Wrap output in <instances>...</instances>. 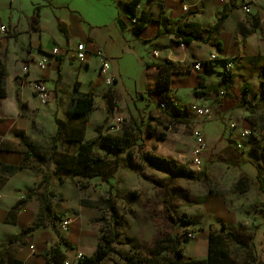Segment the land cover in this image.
Wrapping results in <instances>:
<instances>
[{
	"label": "crops",
	"instance_id": "0c3cea01",
	"mask_svg": "<svg viewBox=\"0 0 264 264\" xmlns=\"http://www.w3.org/2000/svg\"><path fill=\"white\" fill-rule=\"evenodd\" d=\"M131 1L0 0V26L7 28L0 32V264H54L48 263L47 258L57 235L47 221L21 242L10 240L37 217L41 207L38 197L44 190L55 226L62 217L52 199L66 196L69 186L79 178L68 168L57 169L63 159L76 154L80 144L78 134L73 132L77 122L71 115L73 96L93 94V109L84 126L82 142L99 139V132L104 134L106 124L119 115L124 118L123 126L142 121L143 150L173 160L185 150L181 133L170 136L169 130H165L163 136L169 145L165 147L160 142L154 148L151 144L147 147V141L155 130L145 132L149 123H159L166 112H172L160 109L154 94L146 93L150 77L157 71L152 64L170 61L178 65L170 77L172 101L183 111L180 118L188 120V124H198L202 131L206 150L201 158H222L239 141L242 147L249 146L250 142L241 140L236 130L250 128L254 135L256 130H264V100L258 97L264 60V0H235V6L225 17L223 8L229 0H137L129 8ZM243 5L248 12L243 11ZM131 8L137 18L142 13L147 17L139 31L131 23ZM180 22H196L213 29L205 31L202 40L180 46L174 39ZM78 43L85 46L82 62L75 58ZM53 48L59 50L56 55L50 53ZM97 48L109 59V73L114 79L111 85L105 84L99 72L94 54ZM211 54L216 58L207 61ZM44 58L45 66L41 69L38 62ZM195 61L204 62L199 71L190 68ZM227 63L232 67L229 73L224 71ZM24 65L27 72L22 70ZM226 74L230 75L226 88H206L219 85ZM35 80L43 81L50 92L45 104L34 95ZM106 94L116 104L112 111L107 110ZM205 107L210 109L208 116L195 114L194 108ZM57 119L65 124L57 126ZM230 123L235 124L233 131L229 129ZM123 126L116 134L123 133ZM25 153L29 165L19 169ZM244 161L252 165L251 160L236 158L226 163L236 178L242 174L256 180V170L254 174L242 170L240 164ZM200 173L206 175L204 171ZM39 182L43 185L37 194L19 205L25 192ZM58 205L61 211H67L66 204ZM260 210L263 211H257V217L248 223L254 228L264 227V205ZM226 219L231 225L242 222L238 208ZM59 233L69 243L61 247L64 259H69L67 247L88 252L96 247L95 233L83 225L78 231L70 222L67 234ZM187 250L188 258H205L207 235L196 238Z\"/></svg>",
	"mask_w": 264,
	"mask_h": 264
},
{
	"label": "rangeland",
	"instance_id": "374dc122",
	"mask_svg": "<svg viewBox=\"0 0 264 264\" xmlns=\"http://www.w3.org/2000/svg\"><path fill=\"white\" fill-rule=\"evenodd\" d=\"M157 113L161 114V112ZM145 120L147 119H143ZM110 121L106 124V130ZM258 121L261 125V120ZM124 123L122 117L119 128L111 131L110 134L120 132ZM192 124L183 126L171 124L169 128L168 119L163 117L159 123L156 121L149 123L150 130L145 126V132L151 131L152 128L155 130L148 138L147 147L151 144V147L155 148L160 142L167 147L169 141L163 136L167 133L165 130H169L170 136H180L181 133L185 150L182 156L174 158L173 161L176 163L182 161L181 164H186L195 172L206 173L195 180L174 178L168 186L171 197L169 202H165L166 189L154 185L144 177L162 179L165 178L164 173L149 169L142 164L130 168L124 154L115 162V152L103 147L100 139L95 140V151L105 158V167L98 169V175L92 178L79 177L74 181L73 186H69L70 190L66 196L57 195L52 199L59 216L68 217L71 226H76L78 231L81 230L82 225L85 226L95 233L97 241L107 229L106 222L109 220V215L105 198L108 195V183L111 184V199L117 209L118 219L125 221V225L118 229L113 246L124 256V259L116 252H111L101 264H164V255L159 251V239L165 232L173 231L181 236L180 246L184 248V258H188L187 249L196 238L204 235L209 237L210 233L223 231V234L229 232L235 237V239L228 237L222 239L223 248L231 259L241 263L255 254L258 264H264V227L254 228L255 225L248 224L257 217V213L259 214L257 211L260 213L263 211L260 209L264 205V194L259 191L256 180L247 177L242 178L240 185L234 188L242 174L236 178L235 172L230 170L229 164L226 163V160L230 161L233 158L253 160V156L249 153L251 138L248 139L249 146L244 144L242 148L232 147V151L225 153L222 158L217 155L215 158L203 157L195 166L192 164V150L195 145ZM256 133V135L251 133V136L263 138V127L261 130H256ZM145 135L146 133L143 137ZM240 165L244 172L254 174V166L245 161ZM106 177L110 178L108 183ZM76 186L79 187L78 191ZM201 197L204 201L197 203ZM48 204L50 205L49 202ZM58 204H66L67 211H61ZM236 208L243 224L240 222L231 225L226 217L232 215ZM187 232H194L196 238L186 240L183 236ZM67 233L62 232V234ZM65 250L67 258L72 261L76 252L83 254L84 259L78 263L74 261L73 264H86V258L95 254V249L88 252L67 247Z\"/></svg>",
	"mask_w": 264,
	"mask_h": 264
},
{
	"label": "trees",
	"instance_id": "16d2710c",
	"mask_svg": "<svg viewBox=\"0 0 264 264\" xmlns=\"http://www.w3.org/2000/svg\"><path fill=\"white\" fill-rule=\"evenodd\" d=\"M137 0H132L128 5H136ZM235 6V0H229L223 8V17H225L231 9ZM131 13L134 15V11L131 8ZM37 13L34 15V22L37 21ZM147 17L145 14H141L138 17V21L135 24V31H139L143 28ZM62 22H59L58 26L67 37L66 30L62 27ZM213 28H204L196 22H180L176 26L174 31V39L179 43H190L196 40H202V35L207 30H212ZM152 67L157 69L156 73L150 77V82L147 86V94H154V97L159 102H171V89H170V77L172 72L178 67L177 64L170 61H164L163 63L152 64ZM230 79V75L226 74L223 77L219 85L206 86L209 90H217L218 87L226 88V82ZM202 85V84H201ZM247 86L242 87L243 92H245ZM3 94V93H2ZM196 94H199L197 91ZM260 100H264V60L263 65L260 71V91L258 93ZM72 103V116L77 118L76 125L74 127V133L78 134L76 138L79 141V148L76 154L73 157H68L63 159L57 169L68 168L73 175L81 178H92L98 175V169L105 167V158L100 156L95 151V140L82 142L84 126L88 120V116L93 109V94L84 93L75 95L71 98ZM106 105L107 110L112 111L113 107H116L115 102L112 100V96L106 94ZM250 111V110H249ZM181 112L179 108H175L171 113H165L166 118L168 119L169 124H185L189 122L186 119L180 118ZM253 114L254 112L251 111ZM151 117H154L152 115ZM57 126L64 125L65 122L56 120ZM141 124L142 121H134L132 124L128 123L126 126H123V133L119 134H98L101 140L103 147H106L108 150L115 152L114 161L117 162L120 155L124 154L126 158V163L130 168H134L137 165H145L146 167L159 171L165 174V178L157 179L152 176H144L145 179L149 180L151 183L158 187L166 189L165 192V202L171 200L170 194L168 192V186L174 178H182L187 180L198 179L203 173L195 172V170L189 168L186 164H179L171 159L160 157L149 150H143L144 141L141 137ZM150 130V126L147 125ZM147 130V132H149ZM100 131V130H99ZM97 136V137H98ZM75 137V135H74ZM251 146L249 149L250 155L253 156V160L250 163L255 167L256 170V182L258 189L264 194V137L258 139L254 136H251ZM2 144V142H0ZM28 153H25V159L20 164L19 169L24 168L29 165ZM246 178V176H241L239 180L236 181L234 188H237L242 182L241 179ZM110 180L109 177H106V182ZM44 183V181H43ZM42 182H39L34 188H31L25 192V198L21 200L19 205H23L26 201V198H31L37 194V190L43 185ZM109 188L107 190L108 195L105 198L106 204L108 206V215L109 220L106 222L107 229L106 232L97 239L95 254L86 258V264H101L102 260L108 257L111 252H116L121 258L124 259V256L114 248L113 243L116 241V235L118 229L122 228L125 225V221L118 219V212L115 205L111 199V184L108 183ZM211 191V190H209ZM46 190L41 193L38 197L41 203L39 209V214L31 222L29 227L19 234L14 235L10 243L21 242L27 235L33 232L37 227H39L44 221H47L53 231L57 235V241L50 247L48 250V263L62 264L65 260L63 252L61 250L62 245H69L68 241L58 232L55 226V218L50 216V205L47 201ZM169 198V199H168ZM204 198L201 197L197 200V203H202ZM17 205V207L19 206ZM168 207V206H167ZM16 208V207H15ZM168 209V208H166ZM224 229V227H223ZM180 234L176 232H165L162 237L159 239V251L162 253L164 258V264H258V259L255 254H252L251 258H248L247 261L238 263L237 261L230 258L228 253L223 248V237L233 238L229 232L223 231L210 233L208 237V250L207 255L203 259L196 258H184L183 252L184 248L181 247V238Z\"/></svg>",
	"mask_w": 264,
	"mask_h": 264
},
{
	"label": "built area",
	"instance_id": "2783aa9c",
	"mask_svg": "<svg viewBox=\"0 0 264 264\" xmlns=\"http://www.w3.org/2000/svg\"><path fill=\"white\" fill-rule=\"evenodd\" d=\"M185 9V7H184ZM242 9L244 12H248V7L246 5L242 6ZM138 21V18L136 16L131 17V23L132 24H136ZM7 28L6 26L2 25L0 26V32H6ZM180 46H182V43H179ZM58 48H53L50 53L52 55H56L58 53ZM156 53V52H154ZM94 54L95 56L98 58L99 61V72L104 76V80H105V84L107 85H111L113 83V77L110 75L109 73V59L107 58V56L101 51V49L97 48L94 50ZM75 58L82 62L85 58V46L83 43H78L75 46ZM216 58V56L214 54H211L208 58L207 61H213ZM45 62L46 59H41L38 62V66L42 69L45 66ZM204 62L202 61H195L191 64L190 68L193 71H199L201 66L203 65ZM27 65H24L22 70L23 72H27ZM231 64L227 63L224 67V71L225 73H229L231 72ZM32 87H33V92L35 97L37 98V100L39 101V103L41 104H45L49 101L50 99V92L47 89V87L45 86L44 82L41 80H35L32 83ZM221 94L223 93L222 91L220 92ZM159 108L162 110H166V111H173L175 108H177V104H175L173 101L171 102H159ZM194 112L196 115L198 116H208L210 113V109L209 108H194ZM122 123V117L119 115H115L112 117L110 124H109V128H107L106 133H110L113 130H117L119 128V125ZM169 128L171 127V124H169L168 126ZM229 129L230 130H234L235 129V124L234 123H230L229 124ZM251 129L247 128V129H241L239 131V137L241 140H248L251 136ZM193 138L195 141V145L194 148L192 150V164L197 166L200 163V158L202 153L206 150V142L204 140V136L201 132V130L193 124ZM237 148H241L242 147V141H239L236 144ZM71 220L68 217H61L58 221H57V229L59 232H66L69 225H70ZM186 240H193L196 237V234L194 232H187L184 234L183 236ZM73 259L76 263L82 261L84 259V256L81 252H76L73 256ZM74 261L69 260V259H65L62 264H73Z\"/></svg>",
	"mask_w": 264,
	"mask_h": 264
}]
</instances>
